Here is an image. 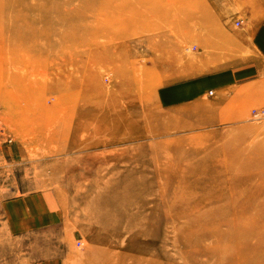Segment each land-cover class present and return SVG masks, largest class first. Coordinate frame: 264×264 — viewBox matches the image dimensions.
<instances>
[{"label":"rangeland","instance_id":"1","mask_svg":"<svg viewBox=\"0 0 264 264\" xmlns=\"http://www.w3.org/2000/svg\"><path fill=\"white\" fill-rule=\"evenodd\" d=\"M263 16L0 0V203L47 193L60 218L30 239L0 226V264H264V78L162 96L256 57L243 33Z\"/></svg>","mask_w":264,"mask_h":264},{"label":"crops","instance_id":"2","mask_svg":"<svg viewBox=\"0 0 264 264\" xmlns=\"http://www.w3.org/2000/svg\"><path fill=\"white\" fill-rule=\"evenodd\" d=\"M254 22L247 32L244 31L243 36L250 34L251 46L257 54L256 57L241 62L237 67H234L233 71L215 77H208L205 80H195L190 82V85L185 83L181 86L170 87L162 92L164 101L166 103L169 100L178 101L180 104L183 103V98H187L190 92L194 94L209 89L208 95L214 96V91H222L225 85L243 86L258 78H264V16L263 19ZM243 24L242 22L238 25V28L243 29ZM0 204V226L4 233L13 239H30L32 233L37 231L38 228L60 221L56 211V203L52 201L51 196L47 193L16 197L2 201ZM16 264L25 263H18L17 261ZM27 264H40V262L31 260ZM44 264L59 263L53 259L51 261L46 260Z\"/></svg>","mask_w":264,"mask_h":264},{"label":"built area","instance_id":"3","mask_svg":"<svg viewBox=\"0 0 264 264\" xmlns=\"http://www.w3.org/2000/svg\"><path fill=\"white\" fill-rule=\"evenodd\" d=\"M211 93V92H210ZM253 116L258 120H264V112H253Z\"/></svg>","mask_w":264,"mask_h":264},{"label":"bare ground","instance_id":"4","mask_svg":"<svg viewBox=\"0 0 264 264\" xmlns=\"http://www.w3.org/2000/svg\"><path fill=\"white\" fill-rule=\"evenodd\" d=\"M188 52V51H187ZM253 118V117H252ZM122 166V165H121Z\"/></svg>","mask_w":264,"mask_h":264}]
</instances>
